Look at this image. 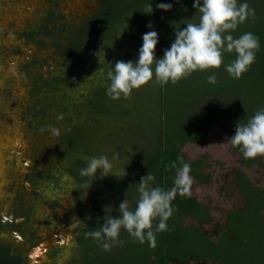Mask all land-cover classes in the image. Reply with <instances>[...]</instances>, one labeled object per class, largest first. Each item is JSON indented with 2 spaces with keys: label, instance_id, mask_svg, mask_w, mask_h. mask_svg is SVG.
<instances>
[{
  "label": "rangeland",
  "instance_id": "1",
  "mask_svg": "<svg viewBox=\"0 0 264 264\" xmlns=\"http://www.w3.org/2000/svg\"><path fill=\"white\" fill-rule=\"evenodd\" d=\"M100 1L0 0V130L6 131L0 142V221L13 224L5 240L12 242L11 254H21V264H121L126 260L123 230L120 239L125 243L108 252L90 237L83 246L78 242L88 223L91 229L96 228L102 219L99 215L108 210L112 213L120 201L110 197L111 191H102L99 200L95 189L86 188L70 173L71 146L65 141L71 126L86 121L81 104L103 64L102 48L112 47V39L98 42L99 54L68 56V60L58 45L66 44L70 34H77ZM46 22L54 31V41L44 32ZM28 30L36 32L42 43L26 42L22 34ZM173 33L170 30L172 39ZM76 39L69 42L73 44ZM47 125L59 127L60 136H52L49 130L39 131ZM234 131L215 130L201 145L181 146L186 159L207 156L203 173L209 174L211 181L203 183L193 178L187 194L210 207L212 222L201 227L211 234L224 223L227 211L245 208V197L236 189L235 171L243 172L264 190L262 169L256 164L246 165L245 157L226 143ZM109 141L95 133L87 146L108 152L113 147ZM259 159L264 163V155ZM66 173L71 180L63 179ZM135 196L131 192L128 198L134 203ZM184 224L195 223L185 219ZM187 264L222 263L202 260Z\"/></svg>",
  "mask_w": 264,
  "mask_h": 264
},
{
  "label": "trees",
  "instance_id": "2",
  "mask_svg": "<svg viewBox=\"0 0 264 264\" xmlns=\"http://www.w3.org/2000/svg\"><path fill=\"white\" fill-rule=\"evenodd\" d=\"M150 2L153 12L146 14ZM161 2L172 3L173 7L158 9L156 4ZM248 2L255 14L240 24L233 34L254 32L259 37L260 47L255 62L239 79L230 77L221 65L218 69L195 71L176 83L162 86L149 82L134 89L129 97L113 100L106 95V81L100 72L107 70L108 63L136 58L142 34L150 30L147 27L149 21L158 32L156 54L159 57L163 49L170 46V30L174 32V26L182 28L187 19L195 22L198 18L192 7L193 0H132L120 12L110 36L112 47L103 50L100 72L88 87V95L81 104L86 121L71 126L66 136L71 146L68 152L70 173L86 188L95 189L98 199L102 191H111L110 197L121 202L131 192L135 193L136 183L148 171L155 174V183L165 189L171 188L175 169L170 164L172 161L179 163L181 156L190 163V174L195 180L211 181V176L203 173V168L208 166L207 156L186 159L181 154V146L188 143L201 145L215 130L234 131L238 120L245 122L258 108L264 107V0ZM99 58H102L101 54ZM232 59L233 53H224V63ZM212 71L217 73L215 84L206 81ZM95 133L105 141L112 139L109 141L113 144L112 149L107 152V149L87 146ZM231 148L242 155L238 148ZM98 152L112 157L118 154L113 173L101 176L97 170L92 181L81 177L78 169L86 164L81 156L100 155ZM260 156L243 161L246 165L259 166L264 177ZM234 177L236 189L245 197V209L227 211L225 222L220 227L217 225L211 234L201 227L212 222L210 207L190 194L178 193L172 201L175 211L168 220L169 229L157 234L155 247H149L147 242H136L122 231L126 235V260L121 264H187L202 260H217L222 264H264V190L252 184L243 172L235 171ZM90 205L95 207L94 202ZM117 208L118 204L112 213L103 211L99 215L102 218L99 224L104 221L105 214L118 215ZM185 219L195 224L185 225ZM87 225L86 232L91 229V223ZM83 236L79 238L82 246L87 242L85 234Z\"/></svg>",
  "mask_w": 264,
  "mask_h": 264
},
{
  "label": "clouds",
  "instance_id": "3",
  "mask_svg": "<svg viewBox=\"0 0 264 264\" xmlns=\"http://www.w3.org/2000/svg\"><path fill=\"white\" fill-rule=\"evenodd\" d=\"M156 7L170 10L173 5L161 2ZM192 7L198 13L197 20L192 22L187 19L188 22L183 23L185 26L182 28L174 26L170 46L163 49V54L159 57L156 54L158 32L149 21L147 27L150 30L142 34L136 58L108 63L107 70L101 71L100 74L106 81V95L113 100L122 96L127 98L134 89L149 82L162 86L170 82L176 83L195 71L218 69L221 65L235 79L248 71L256 60V52L260 47L259 37L251 31L238 36L233 34L240 24L255 14V9L250 7L248 0H193ZM152 12L150 2L144 13ZM226 52L234 54V59L229 63H224ZM206 81L210 84L217 83V73L212 71L206 76ZM46 130L54 137L61 134V129L55 125L39 129L41 132ZM226 143L238 148L245 158L264 155V107L258 108L245 122L238 120L234 134L226 139ZM116 155L118 154H114L111 159L107 154L81 156L86 164L78 169L79 175L90 178L91 181L97 170L101 176L111 175ZM178 161L179 163L172 161L170 164L175 169L171 188L165 189L155 183V174L148 171L136 183L134 203L125 196L116 209L119 214H105L103 224L90 229L85 236L96 241L105 252L125 243L120 239L122 230L134 241L141 244L147 242L149 247H155L157 234L169 229L168 220L175 211L172 201L178 193H189L193 182L190 163L182 156L178 157ZM63 179L72 178L66 173ZM74 189L76 188L72 190Z\"/></svg>",
  "mask_w": 264,
  "mask_h": 264
},
{
  "label": "flooded vegetation",
  "instance_id": "4",
  "mask_svg": "<svg viewBox=\"0 0 264 264\" xmlns=\"http://www.w3.org/2000/svg\"><path fill=\"white\" fill-rule=\"evenodd\" d=\"M131 2L132 0H101L97 10L93 12V14L86 22H84L77 34H70L67 40L65 41L66 44L61 43L60 45H58L63 58L68 60V56L70 58H72L71 56H81L83 58L88 54L91 55V53L95 54L97 52V54H99L101 47L98 42L102 39L110 38L114 30V24L116 22L117 16L120 15V12L124 8H127ZM51 19L52 17L50 15L48 17V20L46 19V21L49 22ZM44 28L45 34L48 37H51V41H54V31L47 27V22L44 25ZM22 36L24 37V40L28 43H42V41L37 38L36 32L34 31H25ZM71 38L72 40H74V38H77L73 44L69 42ZM105 49L106 48H102V50ZM4 133L5 131L0 130V142H2L1 140L3 139ZM66 140L67 139L65 138V141ZM1 151H3V146L0 144V152ZM83 217L85 219V215ZM12 227V223L7 222L5 224L0 221V264H21L23 261V257L21 256V254L19 255L17 252H15L14 254L10 253L12 242L7 243L5 240V238L10 236V234L12 233ZM81 230L82 228L80 229V231ZM80 237L81 236L79 235V238Z\"/></svg>",
  "mask_w": 264,
  "mask_h": 264
},
{
  "label": "bare ground",
  "instance_id": "5",
  "mask_svg": "<svg viewBox=\"0 0 264 264\" xmlns=\"http://www.w3.org/2000/svg\"><path fill=\"white\" fill-rule=\"evenodd\" d=\"M9 118V117H8ZM6 119V118H5ZM11 128V127H10ZM6 132V131H5ZM2 133V132H1ZM10 135V134H9ZM4 136V135H3ZM10 139V138H9ZM3 142V141H2ZM2 163V162H1ZM2 188V187H1ZM65 243L67 242V241H64ZM32 257H33V255H32ZM33 260V259H32Z\"/></svg>",
  "mask_w": 264,
  "mask_h": 264
}]
</instances>
